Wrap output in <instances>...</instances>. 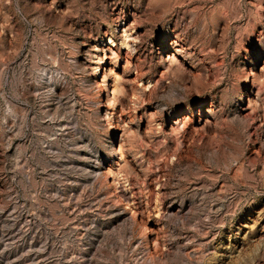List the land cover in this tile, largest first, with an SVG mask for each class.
Returning a JSON list of instances; mask_svg holds the SVG:
<instances>
[{
  "label": "rangeland",
  "instance_id": "obj_1",
  "mask_svg": "<svg viewBox=\"0 0 264 264\" xmlns=\"http://www.w3.org/2000/svg\"><path fill=\"white\" fill-rule=\"evenodd\" d=\"M0 264H264V0H0Z\"/></svg>",
  "mask_w": 264,
  "mask_h": 264
}]
</instances>
